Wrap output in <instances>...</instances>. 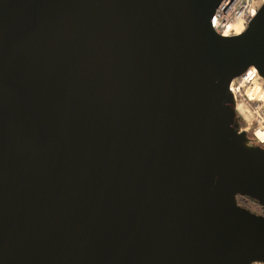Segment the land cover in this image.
<instances>
[{
	"label": "water",
	"instance_id": "95a60500",
	"mask_svg": "<svg viewBox=\"0 0 264 264\" xmlns=\"http://www.w3.org/2000/svg\"><path fill=\"white\" fill-rule=\"evenodd\" d=\"M220 1L0 0V264H264V4L224 38Z\"/></svg>",
	"mask_w": 264,
	"mask_h": 264
},
{
	"label": "built area",
	"instance_id": "2783aa9c",
	"mask_svg": "<svg viewBox=\"0 0 264 264\" xmlns=\"http://www.w3.org/2000/svg\"><path fill=\"white\" fill-rule=\"evenodd\" d=\"M263 4H264V0H221L217 5V7L215 8L214 13L212 15L211 26L218 35L224 38L236 36L238 32L240 34L245 30L249 21L256 15V13L259 11V9L262 7ZM225 32H227L229 35L225 36L224 35ZM243 73H241L238 77H240ZM232 93L235 104L234 112H235L236 123L238 124V133H246V130L245 128H242L241 126L242 124L240 121L241 117L246 118V116L245 115L242 116L238 113L236 109L237 102H236L235 89L232 90ZM239 102H243L245 104L246 110L249 113V105H248L249 101L247 102L239 101ZM261 103H263L262 113L264 116V101L261 100ZM250 118L251 120H253L254 117L251 116ZM251 120H250V124H251ZM254 121L257 123V125L256 127H253L252 130L253 135L258 142L264 144V141H262L261 139V137H264V119L261 120L255 119ZM257 262L261 263L259 261Z\"/></svg>",
	"mask_w": 264,
	"mask_h": 264
},
{
	"label": "rangeland",
	"instance_id": "374dc122",
	"mask_svg": "<svg viewBox=\"0 0 264 264\" xmlns=\"http://www.w3.org/2000/svg\"><path fill=\"white\" fill-rule=\"evenodd\" d=\"M234 80H235V82L233 84V87L235 89L236 102H239V101H244V102L246 101L247 102V101H249L248 102V105H249L248 116H246V118L241 117V119H240L241 124H242L241 126H242V128H245L246 133H247L246 137L249 140V143H247V145L250 148L257 149V147H259V146L255 145V144H261V143L255 139L252 130H253V127H256V125H257V123L254 121L255 119H258V120L264 119V116L262 113L263 112V103H261V100L258 98L249 100L248 97H249V93L251 94L254 92H255L254 97H259V92L255 91L257 84H260L261 88L263 89V91L260 92V94H264V80L262 79V83H259V81L257 82L256 78L254 76L248 75V71L244 72L240 77H238ZM251 116L254 117L253 120H251V118H250ZM250 120H251V124H250ZM262 146L264 147V144H262ZM238 194L239 193L232 196V198H231L232 204L237 208H241V209L245 210L246 212L249 213V215L255 216L256 218L259 217V219L264 220V213L259 211L258 209H253V211H249L246 208H243V207H247V206L240 207L238 205V201H237V195ZM251 264H262V262L258 263L257 261H255V262H252Z\"/></svg>",
	"mask_w": 264,
	"mask_h": 264
},
{
	"label": "bare ground",
	"instance_id": "6f19581e",
	"mask_svg": "<svg viewBox=\"0 0 264 264\" xmlns=\"http://www.w3.org/2000/svg\"><path fill=\"white\" fill-rule=\"evenodd\" d=\"M245 71H248V75L249 76H254L255 78H256V81L258 82L259 81V83H262V79H261V77H260V75H259V73H258V71H257V69L253 66V65H251V66H249ZM253 72H255L256 74L255 75H253ZM243 78V77H242ZM241 78V79H242ZM234 82H235V80H233V82L231 83V85H230V96H231V98L233 99V93H232V90L234 89V87H233V84H234ZM258 85V86H257ZM256 85V88H255V91L256 92H259V96L260 95H262V94H260V92H262L263 91V89L261 88V85L260 84H257ZM254 94H255V92L254 93H249V99H253V97H254ZM236 109H237V111H238V113L240 114V115H242V116H248V112H247V110H246V106H245V104L243 103V102H237L236 103ZM239 146L241 147V148H243V149H245V150H248V151H250V152H254V153H258V152H260L258 149H253V148H250L248 145H247V142H246V140L243 138V137H240L239 138ZM212 191H214V189H212Z\"/></svg>",
	"mask_w": 264,
	"mask_h": 264
},
{
	"label": "trees",
	"instance_id": "16d2710c",
	"mask_svg": "<svg viewBox=\"0 0 264 264\" xmlns=\"http://www.w3.org/2000/svg\"><path fill=\"white\" fill-rule=\"evenodd\" d=\"M255 145L259 146V148L264 151V147L262 146V144H255ZM237 201L240 207L247 206L243 208H246L249 211H253V209H258L259 211L264 213V206L261 205L254 197L248 194L239 193L237 195Z\"/></svg>",
	"mask_w": 264,
	"mask_h": 264
},
{
	"label": "clouds",
	"instance_id": "9594fccd",
	"mask_svg": "<svg viewBox=\"0 0 264 264\" xmlns=\"http://www.w3.org/2000/svg\"><path fill=\"white\" fill-rule=\"evenodd\" d=\"M225 36H228L229 34L227 32L224 33ZM237 35H239V32L237 33ZM256 73L253 72V75H255ZM260 99L262 101H264V94L260 95L259 97H253V99ZM262 141H264V137H261Z\"/></svg>",
	"mask_w": 264,
	"mask_h": 264
}]
</instances>
